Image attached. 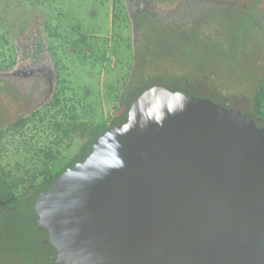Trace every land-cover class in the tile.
<instances>
[{"label": "water", "instance_id": "water-1", "mask_svg": "<svg viewBox=\"0 0 264 264\" xmlns=\"http://www.w3.org/2000/svg\"><path fill=\"white\" fill-rule=\"evenodd\" d=\"M38 201L56 264H264V129L151 87Z\"/></svg>", "mask_w": 264, "mask_h": 264}, {"label": "rangeland", "instance_id": "rangeland-1", "mask_svg": "<svg viewBox=\"0 0 264 264\" xmlns=\"http://www.w3.org/2000/svg\"><path fill=\"white\" fill-rule=\"evenodd\" d=\"M196 1L203 7L233 6L236 9L229 10L236 16L245 1L251 0ZM248 16L243 24L220 19L218 28L204 14L197 22L188 23L190 26L183 22L169 24L166 29L151 26L144 43L134 51L131 40L135 33L125 0H0V63L15 61L18 65L35 38L48 45L57 82L65 88L68 104L56 108L59 114L55 120L63 116L70 124L69 138L74 137L70 147L67 141L60 145L61 155L52 164V171L57 172L83 142L80 129L76 133L71 130L73 123L102 126L117 106L125 108L123 101L127 103L132 95L151 87L162 86L187 96L197 90V94L206 96L204 99L218 105L225 101L233 109L245 105L247 98L258 106L264 56L258 60L260 46L256 50H248V45L243 50L241 46L243 36L252 39ZM259 17L264 22V9ZM204 26L212 29L210 34ZM235 35L239 43L234 41ZM258 108L255 113L264 115ZM9 117L7 113L0 118V124ZM50 118L49 114L42 127L38 123L39 130L28 126L22 135L6 132L0 137V174L22 173L38 161L34 152L56 151L54 142L59 133L49 125L55 121ZM38 215L27 204L0 214V264H34L32 260L42 253L46 238L58 246L56 233H62L61 227L53 228L45 221V214L40 219ZM68 258L73 263L74 256Z\"/></svg>", "mask_w": 264, "mask_h": 264}, {"label": "flooded vegetation", "instance_id": "flooded-vegetation-1", "mask_svg": "<svg viewBox=\"0 0 264 264\" xmlns=\"http://www.w3.org/2000/svg\"><path fill=\"white\" fill-rule=\"evenodd\" d=\"M126 2L128 5V9L130 8L134 15V21L132 24V28L135 33L134 51L136 50V46H139V40H141L140 42L144 43V38L146 36L145 30L142 31L141 26L139 27V24L141 23L140 19L137 18L139 13L147 12V16L150 17V15H153V13L155 12L152 11L151 8L156 9V13H158L159 15L158 18L161 20L159 23H151V26L163 29H166L169 24L173 25L174 23L178 24L181 22L190 24V22H197L198 19L202 18L203 14L206 18H208V21H210V23L213 22V24H217L218 28L221 19V17L219 18V15L222 14L217 12V7L211 5L208 8H205V6L203 7L202 2L196 0H126ZM193 2H197V4L193 5ZM211 2L217 4L216 1ZM148 3L152 4L154 7H152ZM229 9L235 10L236 8H234L233 6H220L221 12H229L232 14ZM263 9L264 0H258V2L256 0H251L250 2L245 1L240 11L237 10L239 11L237 13H240L242 17L252 14V18L254 19L251 20L253 22H258L259 26L261 24V28L264 29V22H262L259 17ZM237 16L233 15V20ZM137 26L138 28L136 29ZM259 26L255 28L256 31H261V28H259ZM205 28H208V26ZM209 30L210 31L207 32L210 34L212 29ZM254 36H258V38L255 39ZM247 44H249V48L251 50H256V48L259 49L261 47L262 55L258 58V60L263 58L264 32H258L257 34L252 33V39L248 38ZM26 52L27 53H25L19 60L18 65L15 64L12 67L4 70L5 72H0V101H2L0 102V118L4 117L7 113L10 115L9 119L5 123L0 124V133L4 131L9 132L8 130H11L12 128L24 125L25 120H29L30 118L37 116L38 113H40L43 109H46L49 104L54 101L53 97L55 88L58 84L57 72L55 69V64L53 63V60L50 56L48 45H46L43 41L41 42V39L35 38L32 42L31 49L27 50ZM197 93V90L191 92V97H199L201 99L206 98V96L199 95ZM252 93L254 94L253 98H255V92L253 91ZM125 95L126 94H124V96ZM252 100L253 99L247 98L246 100H244L245 105L237 107L238 109H233L231 107L229 108L228 106H226L227 103L225 101L221 102L224 103L221 105H223V107L227 109L240 110L242 113L249 115V117L255 122L257 127L264 129V115H261V113H255L254 110H258L259 108L254 104ZM117 108L118 110H114V115L110 118L109 121L106 122L107 127L109 125H111L112 127L114 126V124L112 125L110 124V122L116 118L119 113V109L121 110L122 107L120 105L117 106ZM261 112H264L262 108ZM24 128L25 127L23 126L22 129ZM70 161H73V158ZM46 192L43 193V195L46 194ZM37 207L38 201L35 200L32 208L34 213L38 214ZM8 212L9 211L0 210V214ZM35 222L39 221L36 220ZM46 244L51 248L52 243L50 241V238L47 239Z\"/></svg>", "mask_w": 264, "mask_h": 264}, {"label": "trees", "instance_id": "trees-1", "mask_svg": "<svg viewBox=\"0 0 264 264\" xmlns=\"http://www.w3.org/2000/svg\"><path fill=\"white\" fill-rule=\"evenodd\" d=\"M256 1L258 2V0ZM126 5H127V2H126ZM205 8H208V7H205ZM217 8H216L217 12L222 13L221 15H219V18L221 17V21H224V22H230L231 20V24L233 23L243 24L245 18L247 17V16L242 17L240 13H236V16L237 15L238 16L233 20V15L231 13L221 12L220 6H217ZM151 9L152 11H155V12L153 13V15H150V17L147 16V12L139 13V15L137 16V18H139L141 21V23L139 24V27L141 26L142 31L145 30V33L146 32L148 33L147 29L151 26V23H154V22L159 23L161 20L158 18L159 15L158 13H156L157 10L154 8H151ZM133 18H134V15H133ZM249 18H250L249 21L251 22L250 24L251 32L255 34H257L258 32L263 33L264 29L261 28L262 25L260 24L259 26L258 22H253L251 20V19H254L252 18V14L249 15ZM148 22L149 24H147ZM258 26L259 28H261V31L255 30V28ZM137 28L138 26L136 27V29ZM247 35H249V33H247ZM140 41L141 40H139V44L142 43ZM234 41L239 43L236 40V35H235ZM240 42H242L241 46L243 50L247 45H248V50L250 49L249 44H247V40L245 39V36H243L242 41ZM219 43H224V42H219ZM13 65H15V62L8 63V64L0 63V72H5L4 70H6L9 67H12ZM57 78H58V75H57ZM261 84H262L260 85L261 87H259V93L257 94L258 95L257 105L258 107L263 109L264 108V79L262 80ZM64 92H65V88L62 87V85L59 82L55 88V93L53 97L54 101L51 102L46 109H43L40 113L37 114V116H34L30 118L29 120H25L24 125L18 126L16 128H12L11 130H8V131L14 136L16 134L17 135L24 134V130L28 126H32V130H39V124L42 127L45 121L48 120L49 114L51 115V118L49 120H53V119L55 120L57 117V114H59V111L55 112L56 108L64 107V105L68 107V104L66 101L67 99H65L64 97ZM140 93L141 91L137 94L132 95L129 101H127V103H124V101L122 102V105L124 104L123 106L125 108L123 110L122 108L121 110L119 109L118 115L116 116L115 119H113L110 122V124L112 125L114 124V126H118V125H122L123 123H125L126 118H127V109L129 107V104ZM124 94L125 93H123L121 96L124 97ZM116 109L118 110V108ZM51 111H54V113L52 114ZM38 115L40 117H39V120L36 121V119L38 118ZM51 123L52 122H49V125L53 127L55 132L59 133L57 136V139L54 142L56 151L53 152V150H47V151L41 150L40 152H34L35 156L38 157V161H36L35 164H32L31 166H29L22 173L21 171H18L15 173H13L12 171H9V172L2 171L1 172L0 174V210L11 212V210H16V208H18L19 205L21 204H27L28 206L29 205L32 206L35 200L38 201L43 195V193H45L46 190L50 187L53 181H55L66 169L72 168L75 164L84 161V159L91 152V145L108 129L106 122H104L102 126H94V125L85 126L83 124L73 123L71 125V130H73V133H76V131L80 129L79 137L83 138V142L80 145L78 152H76L74 156L72 157L73 161L69 160L68 161L69 163L67 162L66 163L67 165L65 164V166L62 169H59L57 172H53L52 164L57 160V156L61 155L60 145H63L64 141H67L68 146L70 147L71 146L70 141L71 140L73 141L74 137L69 138L70 131H68L67 125H70V124L66 123V119L63 116H61L59 120H55L53 124ZM23 126L25 127L24 129H22ZM6 132L7 131L0 133V137H2V135L5 134ZM34 154H32L30 157L34 158L35 157ZM43 233L44 234L46 233L48 236L47 231L44 230ZM46 242H47V238H46V241L43 242L45 246L40 256L36 257L35 261L32 260L34 264H56L52 261V256L50 254V247L49 245L46 244ZM36 259H39L40 262L37 261Z\"/></svg>", "mask_w": 264, "mask_h": 264}]
</instances>
